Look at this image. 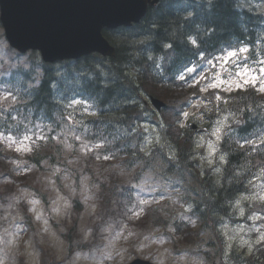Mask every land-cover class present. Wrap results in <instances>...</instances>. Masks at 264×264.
<instances>
[{
  "label": "rangeland",
  "instance_id": "1",
  "mask_svg": "<svg viewBox=\"0 0 264 264\" xmlns=\"http://www.w3.org/2000/svg\"><path fill=\"white\" fill-rule=\"evenodd\" d=\"M243 2L246 6L253 7L256 10H264V0H243ZM0 48L3 49L1 41ZM234 61H238L236 53L235 55H226L221 63L214 64V66H218L221 71V68L226 63L229 64ZM240 67L235 73L231 72L228 73L227 77H219L214 83L206 85L204 89H213L212 85L215 84L218 85L216 88L227 92H234L248 86H256L260 91L261 85H264V65L260 66L259 70L248 66ZM244 81H248V83L245 84ZM237 84L241 85L239 89L236 87ZM6 98V93L2 92L3 103H5ZM67 107L74 111L70 119L74 123L86 115L93 114L87 104L74 102L73 104H68ZM198 109L197 102H194L189 108L187 112L188 116L186 117L189 118L192 112L195 113ZM83 111H87L88 114L82 115ZM84 131L87 132V129L84 128ZM147 135L148 137H143L141 144L143 150L154 158V169L153 171L148 170L144 172L138 179V169L141 166L135 165L131 171L126 170L123 165H119L121 163L119 160L113 159L111 155L104 153V142L94 143L87 134L76 133L74 131L66 132L65 137H58L57 140L62 144V150L66 152L67 156H71L68 164L70 166L75 165L76 171L81 174L79 187L75 184L71 172L65 170L61 173L60 178L63 190L57 186L56 177L50 173L34 178L29 177L30 185H34V187L41 186L47 193V200L50 203L48 205L50 212L47 215L51 216L50 219L44 216L43 206L36 193L30 188L28 189L21 185L17 186V192L13 201L16 204L11 203L6 206L0 200V215L8 221L10 219L15 220L14 224L9 223L6 229L3 228L0 231V264L3 263L6 257L10 259L7 256L8 249L15 252L22 237L27 233L26 226H24L25 230L21 224H17L19 220L17 210L22 203L28 204L30 215L34 219V224L39 229L43 244L50 249L57 264H126L127 261L131 262L137 257L150 259L156 264H205L196 254H192L189 250L184 249L178 242V238L167 236L162 231L151 234L146 238H140L130 230L127 222H123L117 231L113 230L114 223L112 225L102 224V219L105 216L98 215L100 213L99 198L96 195L98 183L92 182L91 174L87 170L89 155L92 157L91 167L95 170V178L105 181L108 179V174L115 172L119 176L121 184H129L133 187L137 197V204L139 205L133 217L141 214L145 206L151 203H161L166 213L171 217L173 215L177 219L191 220L189 206L186 204L190 197L188 187L185 183H178L174 175L172 179H166L163 173L166 167V164H163V154H169L172 150L168 144L167 137H164L162 129L159 126L147 127ZM2 137L0 135V144L4 151H14L21 155L30 152L31 146L29 141H16L8 137H4V139ZM197 137L198 168L204 169L207 165L210 167L215 166L218 161L217 146L219 135L214 137L197 135ZM138 142V138L132 139L130 141L131 147L137 146ZM220 169L221 167L219 166L214 171L217 172ZM21 173L23 172L18 171L16 175H20ZM36 179H38L37 182L35 181ZM8 181L0 180V193ZM257 189L260 191L258 195L244 196L236 203L238 211H244V205L247 201L255 197L264 196V176L260 179ZM156 193H159L157 197L154 196ZM75 195L79 197L82 205L79 229L83 233L85 241H89L94 237L91 233L92 228L99 229L100 236L94 237L93 247L98 248L101 251V255L76 254L71 259L65 260V244L63 239H61V233L64 231L62 221H65V225L72 224V219H69L72 207L70 196L73 199ZM1 212L4 213L1 214ZM110 219L113 220L112 218ZM53 220L58 225L57 229L51 226V221ZM111 220L109 222H112ZM169 231L168 234L171 235L170 233L173 230ZM223 232L226 238L228 253H231L234 249L239 252H250L258 243L264 240V231L260 226L252 227L247 224L228 222L224 226ZM28 247L32 251V244ZM176 250L178 252H175ZM19 255L24 256L29 264H32V261L33 264H36V262L38 264L39 261L43 260L36 254L29 257L26 253H19L17 257ZM41 255L43 256L42 252Z\"/></svg>",
  "mask_w": 264,
  "mask_h": 264
},
{
  "label": "trees",
  "instance_id": "2",
  "mask_svg": "<svg viewBox=\"0 0 264 264\" xmlns=\"http://www.w3.org/2000/svg\"><path fill=\"white\" fill-rule=\"evenodd\" d=\"M171 2L176 4V8L180 12L173 6L166 7V3L162 4L158 9L152 10L147 23L138 28L141 34L149 35L148 44L152 48L157 47L159 49L158 54L164 53L166 43L172 45L173 58L172 62L169 63L170 68L169 71L167 69V73L173 75V69L182 70L195 62L199 52H208L209 47L217 50L222 44H228V46L236 42L249 44L253 48L251 52L253 57L259 53L264 55V14L244 9L241 0H172ZM186 5L196 7V18L201 19L200 22L207 27L198 48L192 47L185 39L189 29L195 27L193 21L190 20L191 15H186L187 10L183 9ZM128 42H123L118 51V55L122 56L120 63L123 69L135 61L134 44ZM116 74L121 78L124 77V73L119 69ZM50 82L51 79L48 77L42 85V90L38 91L37 98L40 102L45 103L49 113H53L56 110L53 96L44 91L49 89ZM78 85L80 87L79 94L88 98L99 108L100 115L90 119L86 124L91 130L94 129L100 137L108 139L109 142H115L117 141L116 137L119 136V130L124 128L131 130L136 122L141 121L134 116L132 109L126 105L130 101L132 93L129 84H126L122 79L118 77L108 78L107 83L104 84L100 76L94 78L83 76ZM148 92L163 98L160 91L153 85L148 89ZM236 96L238 98L234 108L242 111L245 115L248 122L247 133L242 130L234 133L223 144L228 153V168L218 183L209 178L203 181L202 199L207 194H210V197L206 200V205L202 202H196L198 214L203 211V208L206 209L209 206L214 210L226 212V200L232 198L242 186L257 177L258 172L264 167V154L262 157L259 154L254 156L251 152L252 146L241 148L240 143L246 138L264 135V97L255 98V95L250 92L240 93ZM169 107L171 115L166 116V119L171 122L175 116L174 113L181 110L182 106L169 99ZM189 157L190 155L185 156L184 153L180 155L182 161ZM61 159L62 156L61 158L58 157L56 152L48 157L52 166L62 164ZM139 159L146 160L143 165L146 168L150 167L151 160H147L146 157L134 159L135 161L131 165L139 162ZM131 160L129 159L126 163H130ZM171 165L173 167L172 163ZM155 208L150 209L147 216L142 217L140 221L145 222L146 218L152 216L154 218L151 220L155 223L169 224L170 220H167ZM206 214L208 213L204 211L203 215L207 216ZM175 225L178 228V224L175 223ZM181 233L183 240L192 239L191 229ZM259 263L264 264V259Z\"/></svg>",
  "mask_w": 264,
  "mask_h": 264
},
{
  "label": "water",
  "instance_id": "3",
  "mask_svg": "<svg viewBox=\"0 0 264 264\" xmlns=\"http://www.w3.org/2000/svg\"><path fill=\"white\" fill-rule=\"evenodd\" d=\"M18 47L40 48L53 57L75 54L104 25L135 20L146 0H1ZM97 33V34H96Z\"/></svg>",
  "mask_w": 264,
  "mask_h": 264
},
{
  "label": "snow or ice",
  "instance_id": "4",
  "mask_svg": "<svg viewBox=\"0 0 264 264\" xmlns=\"http://www.w3.org/2000/svg\"><path fill=\"white\" fill-rule=\"evenodd\" d=\"M168 47H172V45H169ZM243 51H247V49H244ZM231 55H235V53H232ZM180 79H184V77L181 76ZM244 83L247 84L248 81H244ZM212 87H213V88H216V87H218V85H215V84H214V85H212ZM236 87L239 89V88L241 87V85L237 84ZM260 91H261L262 93H264V85H261V87H260ZM216 99H220V97H217ZM77 103H79V102H77ZM184 115H185V116H188V113H184ZM181 126L183 127V125H181ZM77 139H79V138L77 137ZM261 142L264 143V140H262ZM106 158H107V157H106Z\"/></svg>",
  "mask_w": 264,
  "mask_h": 264
}]
</instances>
